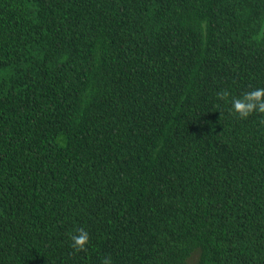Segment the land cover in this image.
I'll list each match as a JSON object with an SVG mask.
<instances>
[{"label": "trees", "instance_id": "obj_1", "mask_svg": "<svg viewBox=\"0 0 264 264\" xmlns=\"http://www.w3.org/2000/svg\"><path fill=\"white\" fill-rule=\"evenodd\" d=\"M264 264V0H0V264Z\"/></svg>", "mask_w": 264, "mask_h": 264}, {"label": "rangeland", "instance_id": "obj_2", "mask_svg": "<svg viewBox=\"0 0 264 264\" xmlns=\"http://www.w3.org/2000/svg\"><path fill=\"white\" fill-rule=\"evenodd\" d=\"M187 264H197V257L193 255L187 262Z\"/></svg>", "mask_w": 264, "mask_h": 264}]
</instances>
